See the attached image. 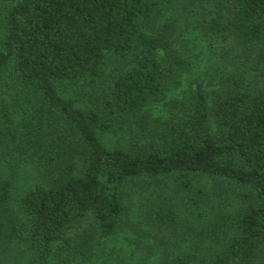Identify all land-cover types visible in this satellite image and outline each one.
<instances>
[{
  "label": "trees",
  "instance_id": "trees-1",
  "mask_svg": "<svg viewBox=\"0 0 264 264\" xmlns=\"http://www.w3.org/2000/svg\"><path fill=\"white\" fill-rule=\"evenodd\" d=\"M174 1L0 0V264H73L124 228L139 188L169 264H264V0L182 3L237 55L218 90L200 83L166 102L194 67L178 23L161 21ZM99 133L127 134L131 149ZM24 166L39 181L19 192ZM201 179L241 207H215ZM168 182L182 219L158 198Z\"/></svg>",
  "mask_w": 264,
  "mask_h": 264
},
{
  "label": "rangeland",
  "instance_id": "rangeland-1",
  "mask_svg": "<svg viewBox=\"0 0 264 264\" xmlns=\"http://www.w3.org/2000/svg\"><path fill=\"white\" fill-rule=\"evenodd\" d=\"M184 2L185 0H175L169 3L170 10L166 12V16L161 17V21L175 20L178 23V37L182 50L186 57L191 59L194 67L192 72L183 78L180 89L167 93L166 102L182 98L195 90L200 83L210 92L218 90L227 71L232 70V60L237 55L235 44L230 39L208 34L198 26L199 18L191 15L195 11L194 8H191L190 14L184 13L182 11ZM249 77L251 85L255 84L256 76L249 75ZM64 96L73 99L83 110L90 107L88 100L76 93H67ZM164 110V104L150 109L155 117L163 116ZM99 135L103 143L111 150L131 149V140L127 134L99 133ZM17 178L16 186L19 192L39 181L38 174L32 170L31 166L21 168ZM200 183L211 196L212 204L217 208L225 209L224 213L241 207L240 199L227 184L211 179H201ZM157 195L160 201L165 200L174 205L181 214L180 218H184L187 211L183 194L174 183L168 182L159 187ZM150 197V189L144 191L139 188L133 192L126 201L127 213L124 228L112 237L95 239L89 255L84 256L77 252L72 254L69 258L73 264H169L167 252L158 244L153 228L146 222L145 210ZM20 252L22 251L19 249L17 254Z\"/></svg>",
  "mask_w": 264,
  "mask_h": 264
}]
</instances>
